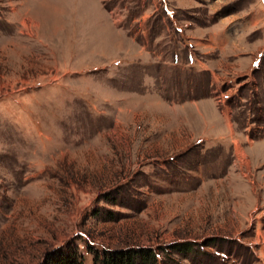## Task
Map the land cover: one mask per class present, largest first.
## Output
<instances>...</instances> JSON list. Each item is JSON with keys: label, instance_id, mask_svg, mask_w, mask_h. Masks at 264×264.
<instances>
[{"label": "rangeland", "instance_id": "374dc122", "mask_svg": "<svg viewBox=\"0 0 264 264\" xmlns=\"http://www.w3.org/2000/svg\"><path fill=\"white\" fill-rule=\"evenodd\" d=\"M136 248L264 264V0H0V264Z\"/></svg>", "mask_w": 264, "mask_h": 264}, {"label": "trees", "instance_id": "16d2710c", "mask_svg": "<svg viewBox=\"0 0 264 264\" xmlns=\"http://www.w3.org/2000/svg\"><path fill=\"white\" fill-rule=\"evenodd\" d=\"M178 250L183 244L177 245ZM93 264H140L153 261V253L149 248H136L112 252L92 250ZM42 264H83L82 257L73 251L55 250L47 255Z\"/></svg>", "mask_w": 264, "mask_h": 264}]
</instances>
